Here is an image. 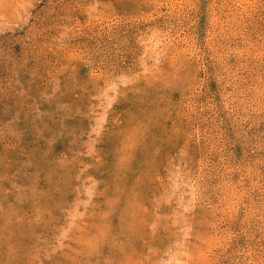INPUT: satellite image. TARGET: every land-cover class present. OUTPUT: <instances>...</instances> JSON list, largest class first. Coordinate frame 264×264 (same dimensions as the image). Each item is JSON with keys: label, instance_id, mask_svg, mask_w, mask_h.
Listing matches in <instances>:
<instances>
[{"label": "rangeland", "instance_id": "1", "mask_svg": "<svg viewBox=\"0 0 264 264\" xmlns=\"http://www.w3.org/2000/svg\"><path fill=\"white\" fill-rule=\"evenodd\" d=\"M0 264H264V0H0Z\"/></svg>", "mask_w": 264, "mask_h": 264}]
</instances>
